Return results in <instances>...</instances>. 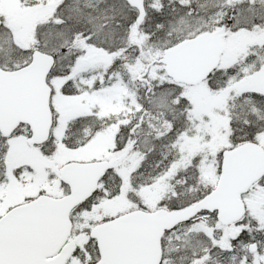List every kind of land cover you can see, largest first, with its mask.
Listing matches in <instances>:
<instances>
[{"label": "snow or ice", "instance_id": "1", "mask_svg": "<svg viewBox=\"0 0 264 264\" xmlns=\"http://www.w3.org/2000/svg\"><path fill=\"white\" fill-rule=\"evenodd\" d=\"M0 264H264V0H0Z\"/></svg>", "mask_w": 264, "mask_h": 264}]
</instances>
